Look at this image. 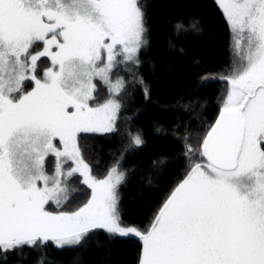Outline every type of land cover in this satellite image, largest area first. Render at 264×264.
I'll use <instances>...</instances> for the list:
<instances>
[{
	"label": "snow or ice",
	"instance_id": "6c2138e0",
	"mask_svg": "<svg viewBox=\"0 0 264 264\" xmlns=\"http://www.w3.org/2000/svg\"><path fill=\"white\" fill-rule=\"evenodd\" d=\"M215 2L231 33L233 59L223 72L202 76L201 85L213 80L226 85L219 115L202 136L172 130L188 164L150 223L140 228L121 215L119 188L128 176L124 152L99 178L85 161L78 136L116 134L129 87L139 85L150 97V85L138 73L149 34L144 4L0 0V254L5 264L10 253L25 247L83 246L101 230L110 238L138 237L137 264H264V0ZM174 28L178 37L202 32L198 19L187 26L178 21ZM169 47L175 45L170 41ZM42 58L50 63L41 75ZM121 66L128 78H113ZM97 78L108 88L102 103H94ZM128 136L125 151L145 144L140 130H129ZM50 157L55 160L51 173ZM77 176L90 196L69 208L75 191L70 182ZM44 260L41 256L37 264Z\"/></svg>",
	"mask_w": 264,
	"mask_h": 264
},
{
	"label": "trees",
	"instance_id": "16d2710c",
	"mask_svg": "<svg viewBox=\"0 0 264 264\" xmlns=\"http://www.w3.org/2000/svg\"><path fill=\"white\" fill-rule=\"evenodd\" d=\"M141 3L146 9L149 34L148 44L140 54L138 73L150 85V97L145 98L139 85L129 87L125 97L127 110L121 113L119 131L116 134L82 132L78 141L85 161L99 178L106 175L124 152L122 166L128 170V176L119 188L122 219L128 225L144 228L171 187L182 178L188 164L182 156V142L174 138L172 130L179 128L182 135L187 129L198 137L214 123L226 85L213 80L202 86L201 77L223 72L231 65L233 54L231 33L215 0H141ZM196 19L202 32L177 36L176 22L184 21L187 26V22ZM170 41L174 48L169 47ZM48 65L49 61L42 58L39 74ZM97 84L94 103H101L108 97V88L100 80ZM158 127L164 131L158 132ZM129 130L143 133L142 147L125 151ZM160 158L168 162L153 163ZM54 161L50 157L48 166ZM81 179L77 176L70 182L75 191L70 194L69 208L79 206L90 196ZM140 248L137 237L110 238L101 230L83 246L61 249L49 242L46 249L25 247L10 253L6 264H37L41 256L45 257L44 264H137ZM0 264H5L2 254Z\"/></svg>",
	"mask_w": 264,
	"mask_h": 264
},
{
	"label": "rangeland",
	"instance_id": "374dc122",
	"mask_svg": "<svg viewBox=\"0 0 264 264\" xmlns=\"http://www.w3.org/2000/svg\"><path fill=\"white\" fill-rule=\"evenodd\" d=\"M142 51V50H141ZM233 59V58H232ZM140 61H141V57H140ZM50 63V62H49ZM141 65V64H140ZM117 75H119V76H124L125 77V79H127L128 77H127V74L122 70V66L120 67V68H118L116 71H114V73H113V78H115ZM99 81V79L97 78V80L95 81V83H96V86H97V88H96V92H97V90H98V84H97V82ZM101 81V80H100ZM129 90H130V88L128 89V92H129ZM96 92L94 93V95L96 94ZM108 98V97H107ZM106 98V99H107ZM102 103V102H101ZM55 162V161H54ZM54 162H53V164L51 165V164H49V166H48V170H49V173H51V171H52V169H53V167H54ZM70 189H72L71 187H70ZM72 192V191H71ZM71 192H70V194H71ZM133 237H135V236H133ZM138 238V237H137ZM72 247H74V246H72Z\"/></svg>",
	"mask_w": 264,
	"mask_h": 264
}]
</instances>
